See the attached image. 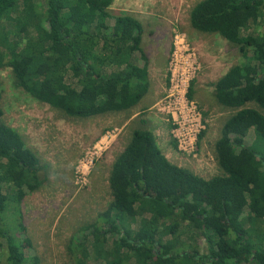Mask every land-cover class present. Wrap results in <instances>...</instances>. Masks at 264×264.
I'll use <instances>...</instances> for the list:
<instances>
[{"label": "trees", "instance_id": "trees-1", "mask_svg": "<svg viewBox=\"0 0 264 264\" xmlns=\"http://www.w3.org/2000/svg\"><path fill=\"white\" fill-rule=\"evenodd\" d=\"M114 1L0 0V68L71 117L135 107L151 87L150 32L113 11ZM190 25L241 53L216 84L218 103L233 111L215 142L220 173L204 178L171 162L142 113L112 164L111 200L71 238L76 264H264V0H199ZM2 116L0 108V260L31 264L19 209L43 187L46 166Z\"/></svg>", "mask_w": 264, "mask_h": 264}, {"label": "rangeland", "instance_id": "rangeland-1", "mask_svg": "<svg viewBox=\"0 0 264 264\" xmlns=\"http://www.w3.org/2000/svg\"><path fill=\"white\" fill-rule=\"evenodd\" d=\"M197 1H114L113 11L139 18L150 32L145 42L150 91L129 110L71 117L17 87L10 67L0 68L2 119L46 166L43 187L25 193L19 209L21 239L31 264H76L71 238L111 200L112 164L142 113L171 162L204 178L220 173L215 142L233 111L218 103L216 84L241 60V53L219 34L191 27L190 11ZM80 5L88 11L85 3ZM138 57V67L144 69L146 62ZM260 140L261 135L254 143ZM16 213L9 217H18Z\"/></svg>", "mask_w": 264, "mask_h": 264}]
</instances>
